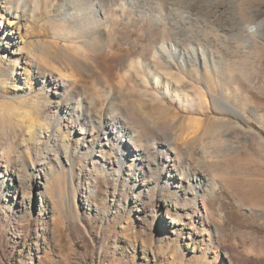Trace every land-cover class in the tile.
Returning a JSON list of instances; mask_svg holds the SVG:
<instances>
[{"label":"rangeland","instance_id":"1","mask_svg":"<svg viewBox=\"0 0 264 264\" xmlns=\"http://www.w3.org/2000/svg\"><path fill=\"white\" fill-rule=\"evenodd\" d=\"M70 1L20 3L53 105L0 94V264H264V0H115L103 49Z\"/></svg>","mask_w":264,"mask_h":264},{"label":"bare ground","instance_id":"2","mask_svg":"<svg viewBox=\"0 0 264 264\" xmlns=\"http://www.w3.org/2000/svg\"><path fill=\"white\" fill-rule=\"evenodd\" d=\"M3 1H5V0H0V52L1 51L4 52L5 55H4V57H2L0 54V68H2V66H4V65L7 66V67L5 66L6 68H8V67L13 68V66L14 67L18 66V68H21L23 70V72H17V71H15L16 68H14L10 78L8 76H7V78L1 77L3 75V73H2V75H0V94L2 96H4L5 98H8V100L9 99L14 100L15 98H18V97L23 98L22 101L26 105V107H27V105H29V107L26 108L25 106L22 105V102L18 103L17 107L14 110V115L12 114L15 122L20 127L30 131V129L33 126H36V127H39L40 129H42L44 131L45 126H43V124L39 120L40 111L45 110L46 105L47 106L53 105V103L51 102V100L49 98H47L48 97V95H47L48 85H43L42 87H40V90H39L36 87L37 84L39 83V81L36 82V79H38L40 76H44L43 78H46V73L48 72V69L46 68V64L45 63H42L40 65L37 64L33 58L36 56H34V55L31 56L32 54L27 55V56L17 57V55L18 54L20 55L21 53L20 52H18V53L12 52L10 49L11 45H13V44L24 43L27 35L30 32L29 31L31 29L30 27H32V24H30L29 21L26 24H24L23 26L18 25L19 24L18 21L20 19V8H21L20 3L22 1L29 2V0H17V3H15L16 2L15 1L12 4H10L9 0H6V2H5L6 4L5 3L3 4ZM35 1H38V0H35ZM112 1H115V0H71L70 1L71 4L74 6V8L78 9V11L81 12L80 16H79V12L78 13L76 12L78 14V17L80 18V23L81 22L83 23V24L81 23L83 27L90 26V28H92L91 30H93L92 32L94 33L96 38H99V41H100L99 47L102 49L104 47L108 46L107 42L105 41L106 32L102 27H104L106 25V23H105L107 20L106 16L108 15L106 8L109 7V5ZM205 1H207V0H205ZM32 2L34 3V0H32ZM36 3L37 2H35L34 6L36 5ZM116 3L117 2H115V4ZM34 6H33V8H34ZM111 6H112V3H111ZM63 7H65V6H63ZM65 15H63V16H65ZM65 18H63V19L65 20ZM70 20H69V22H70ZM67 21H65L64 23H67V25L68 24L70 25L71 22L69 23ZM71 21H73V20H71ZM254 23H256V22H254ZM261 25H262V23H261ZM246 26L247 27H245V29H244L245 30L244 36L248 40L253 38V37L257 38V36L259 35V32L261 31V28L259 26H248V25H246ZM90 28H88V30ZM22 29H25V34L21 33ZM33 35H34V33H33ZM16 38L19 39L18 42H17ZM68 38H70V36H68ZM92 39H90V41ZM87 40L88 39H86V41ZM89 43H91V42H89ZM80 50H84V49H80ZM160 53L165 54V58L167 59L166 60L167 64L170 66V68L172 65L174 66L175 61H174V56L172 54H169L167 52H160ZM78 55L80 57L79 63L88 68V66L85 63V60H87L86 59L87 55H82V54H78ZM104 56L105 55H103V57H102L101 64H103V62L105 64V62H106ZM17 62H20L21 66L18 65ZM140 65H138V66H140ZM5 67H3V69ZM182 67H183V69H185L186 68L185 64L182 65ZM9 68H8V70H9ZM141 68H142V66L140 68H138V71H140ZM4 71H5V69H4ZM148 74H149L150 78L155 77V75L152 71H148ZM162 74H163V72H162ZM65 77L63 76V78H65ZM145 77H144V80L142 79L144 82L142 81L141 83L142 84L145 83L147 85L148 81H147V78H145ZM165 79L168 80L169 78H165ZM65 80H60L61 82L60 81L54 82V85H55L54 94L56 96L61 95L60 94L61 90H63L61 93L65 92V95L63 94L62 96H66L69 94L68 88H69L71 82L69 83L70 80H68V81L67 80L65 81ZM35 94H37V95L39 94L38 100L33 101V102L30 101V100H32L31 98L35 97ZM77 101H78V106L76 109L73 110L76 112L79 110V106L81 105V100L78 99ZM43 102L46 105H42ZM225 108H227V110L231 114H234L235 116H237L239 118H243V115L239 114L235 110H233L227 106H225ZM10 113H12V112H10ZM32 113L34 114V117H32V115H31ZM74 115H76V113H74ZM110 124H111V131H112V126L118 127V123H116V122H111ZM193 124L194 123L192 121H190L188 127L193 126ZM45 131H48V130L46 129ZM67 133L68 132H66L63 136L64 141L68 138ZM133 139H134L133 137H129L126 134H123V132L119 136L120 142L125 143V145L128 147H129V145L131 146V141H133ZM174 223H175L174 221L171 222V224H174Z\"/></svg>","mask_w":264,"mask_h":264}]
</instances>
